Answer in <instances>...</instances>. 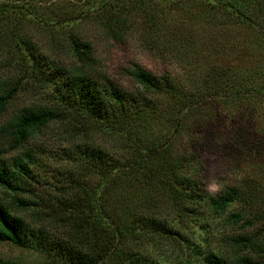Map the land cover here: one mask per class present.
<instances>
[{
  "label": "rangeland",
  "instance_id": "obj_1",
  "mask_svg": "<svg viewBox=\"0 0 264 264\" xmlns=\"http://www.w3.org/2000/svg\"><path fill=\"white\" fill-rule=\"evenodd\" d=\"M107 1L0 0V85L7 83L15 88L14 98L0 115V149L8 159L22 151L33 155L32 167L39 179L30 182L31 192L22 194L30 202L27 209L15 214L30 226L56 227L65 208L61 201L80 195V205L96 207L86 213L90 221L95 222L96 212H106L114 219L112 225L121 229L124 223L132 226L138 214H149L166 220L186 238L171 242L159 236L137 237L139 240L119 236L116 244L124 252L152 255L169 264H184V256L200 255L196 250L230 255L234 250L230 236L248 229V222L255 226L253 233L262 230L264 192L253 203L242 199L220 213L202 202L201 212L189 213L190 220L183 222L156 184L133 175L132 170L125 172L126 166L119 169L122 176L109 179L101 190L99 176L79 169L69 157L68 151L84 142L114 158L124 155L126 145L117 136L95 128L85 135L70 118H60L33 133L22 147L8 148L1 129L13 116L25 108L55 107L53 86L40 83L26 72L24 55L29 50L47 57L63 75L81 66L98 84L111 82L127 96L144 95L130 74L137 64L199 99L182 118L163 115L154 122L152 138L160 150L196 158L200 168L196 181L204 194H220L229 187L256 193L264 190V92L254 99L245 98L246 90L234 99L229 95V99L205 96L214 83H226L216 88L225 94L235 90V85L242 88L236 81L237 71L244 75V70L264 69V47L245 41L243 25L236 27L228 21L220 24L221 17L209 16L207 5L198 12L195 0H120L130 11L121 15L124 27L112 23V31L120 36L114 37L102 25L111 23L109 15L101 12L98 17L97 9ZM139 1L143 3L138 6ZM150 13L155 17L150 18ZM69 17L79 20L73 22ZM70 32L89 43L87 60L79 61L71 50ZM161 99L162 104L167 103L165 97ZM0 196L8 200L2 188ZM0 255L29 262L42 254L0 242Z\"/></svg>",
  "mask_w": 264,
  "mask_h": 264
},
{
  "label": "trees",
  "instance_id": "obj_2",
  "mask_svg": "<svg viewBox=\"0 0 264 264\" xmlns=\"http://www.w3.org/2000/svg\"><path fill=\"white\" fill-rule=\"evenodd\" d=\"M195 1L200 8L198 12L207 5L209 16L221 17L220 24L228 21L236 27L243 25L246 29L245 41L264 47V0ZM141 3L143 1L136 4L139 6ZM97 10L98 17L101 12L110 17L111 23L102 24L108 29V33L120 37L112 31V23L115 27H124L125 19L121 15L128 14L130 8L126 9V5L120 0H110ZM149 16L155 17L153 13ZM68 19L73 22L79 20L77 17ZM68 35L70 48L77 59L87 60L90 54L89 43L82 41L72 32ZM24 62L30 77L44 85L53 86L56 94L55 107L25 108L3 125L1 130L6 136L10 150L22 147L33 133L38 132L51 120L60 118H70L78 132L83 131L85 135L95 128L117 136L118 140L126 145L124 155H116L114 158L104 149L84 142L76 143L73 150L68 151L69 157L79 169L94 172L99 176L102 180L101 190L106 187L109 179L122 176L120 168L126 166L128 170L125 172L132 170L133 175L156 184V188H160L172 206L174 214L183 222L190 220L187 219L189 213L197 215L201 212L199 207L202 202H206L215 213H220L231 203L240 202L242 199L253 203L264 192L260 190L256 193L253 190L242 191L229 187L220 194H210L207 191L204 194L196 181L195 175L200 172L196 158L174 155L169 149L160 150L159 145L153 142V123L163 115L177 114L182 118L185 115L183 113L197 106L199 99L191 93L186 95L180 92L169 81L159 79L142 66L134 65L130 74L144 95L127 96L111 82L98 84L81 66L70 72L71 76L63 75L55 63L32 50L24 55ZM244 73L243 75L242 71H237L236 75L234 74L242 88L235 85V90L225 94L216 88H223L226 83H214L210 86L211 91L205 96L229 99V95L234 99L239 92L246 90L248 96L245 98L259 97L264 92V69L253 68L244 70ZM14 91L15 88L7 83L0 85V115L6 111L14 98ZM162 97L166 98L167 103L162 104ZM179 120L183 122L182 119ZM4 153V149H0V188L5 191L8 200L0 196V242H7L42 255H35L29 262L0 255V264H169L152 255L124 252L116 244V240L119 236L137 240L159 236L170 239L171 242L180 238L186 241L185 235L176 227L149 214H138L137 219L131 222L132 226L124 223L121 229L112 225L114 219L106 212L103 215L96 212L95 222L90 221V216L86 213L95 211L96 207L80 205V195L61 201L65 208L61 210L59 226H30L15 212L27 209L30 202L22 194L31 192L30 182H39L32 167L33 155L22 151L8 159L2 156ZM120 162L125 165L118 164ZM99 209L101 212L100 206ZM248 226V229L241 233L230 236L234 249L230 255L202 253L196 250L200 255L184 256V264H264V225L262 230L255 233L252 232V227L255 226L250 222ZM202 230L206 231V228L202 227Z\"/></svg>",
  "mask_w": 264,
  "mask_h": 264
}]
</instances>
